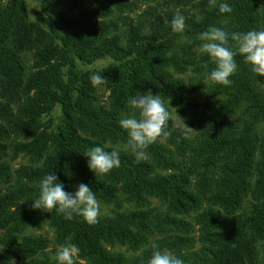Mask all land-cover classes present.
<instances>
[{
  "label": "trees",
  "instance_id": "obj_1",
  "mask_svg": "<svg viewBox=\"0 0 264 264\" xmlns=\"http://www.w3.org/2000/svg\"><path fill=\"white\" fill-rule=\"evenodd\" d=\"M226 2L232 11L221 14L209 0H149L134 18L129 0H41L36 21L27 0L0 4V264H57L37 234L45 226L87 264H147L153 243L184 264H264V77L237 55L232 84L207 89L217 105L205 104L196 139L171 118L197 111L189 88L214 68L200 33L264 30V0ZM177 14L181 33L171 29ZM104 60L111 64L85 69ZM92 74L107 79L109 108L97 104ZM149 91L165 100L170 135L137 161L118 121L132 95ZM223 94L233 98L217 101ZM95 146L117 150L119 168L94 176L83 155ZM18 158L26 164L14 169ZM53 172L66 192L87 184L110 214L89 224L34 210Z\"/></svg>",
  "mask_w": 264,
  "mask_h": 264
},
{
  "label": "clouds",
  "instance_id": "obj_2",
  "mask_svg": "<svg viewBox=\"0 0 264 264\" xmlns=\"http://www.w3.org/2000/svg\"><path fill=\"white\" fill-rule=\"evenodd\" d=\"M209 4L216 5L221 14L232 11L226 0H209ZM171 29L177 33L183 32L185 17L175 15L171 21ZM198 39L202 42L199 52L206 55L214 64V68L207 74V78L213 83L224 87L232 84L231 77L238 69L235 59L237 55L243 58L244 63L250 66L254 74L264 77V30L229 33L221 27L211 26L200 33ZM89 80L93 87L107 83V79L100 74H92ZM127 104L129 111L122 116L118 124L127 134L126 149L140 161L146 158V150L151 144L170 135L168 131L170 113L161 95L159 93L153 95L150 91L135 93ZM83 156L94 176L107 175L120 166V154L117 150L109 152L102 146H95L87 150ZM32 208L47 213L55 209L68 220L75 214L89 224H95L99 215L96 194L87 184L80 183L74 192H66L55 172L47 174L40 180L39 194L32 200ZM151 247L153 251L147 264H184L182 259L172 252L161 250L157 244L153 243ZM78 253L79 249L75 244H67L57 251L55 260L57 264H74V257Z\"/></svg>",
  "mask_w": 264,
  "mask_h": 264
},
{
  "label": "rangeland",
  "instance_id": "obj_3",
  "mask_svg": "<svg viewBox=\"0 0 264 264\" xmlns=\"http://www.w3.org/2000/svg\"><path fill=\"white\" fill-rule=\"evenodd\" d=\"M7 1L8 0H0V4H5ZM129 1L136 2L139 7L137 12L132 15L135 18L137 17L138 14L144 11V9H146L149 0H129ZM27 2L29 3V6H30V19L32 21H36L37 17L42 15L41 3H40L41 0H27ZM87 2L89 3V6L91 7H98L99 5L97 3V0H87ZM98 8H101V7H98ZM110 64H111V60H104V61L97 62L94 66L86 67L85 69L100 70ZM182 77L185 78L188 85L190 86L191 84L190 82H188V80H190V78H195L197 76L193 71H189L187 75H185V77L184 76ZM215 86L216 84L210 81L208 78L201 80L197 84H193L194 88L192 89V86H190L189 88L190 96L197 98L201 106L197 109L195 113L189 112L187 113L185 118L180 117L183 121L177 116L175 112L171 113V118L175 120V125L180 127L182 131L187 132L192 140L196 139L198 132H200L203 129L202 122L205 120V116L203 115V109L205 108V104L209 103L211 105H217V103H215L216 102L215 99L210 98V96L208 95L209 92L207 91L209 87L214 88ZM94 93L97 99V104L99 106L109 108L110 106L109 89L105 85L98 86V87H95ZM231 94L229 95L223 94L222 96L217 98V101L219 99L220 101H222V103H226L230 98L231 99L233 98ZM47 121L49 122L50 119L48 118ZM185 126L193 130L194 132L190 131ZM162 143L165 144V142H162ZM24 164H26V160L18 158V160L15 163H13V168L17 169L20 165H24ZM79 184H77L75 187H77ZM98 202H99V215H109L112 207L104 204L101 201H98ZM37 234H44L51 241L50 249L48 251L52 252L55 250L57 252L61 248L55 245V235H54V232L51 229H49V227L47 226L43 227V229ZM199 249H200V244H197L194 250L198 251ZM112 252L124 254L126 256H131V251H129L126 248L118 247L115 250H112ZM74 260L81 264H87L85 261H82L81 259H79L78 254L74 257Z\"/></svg>",
  "mask_w": 264,
  "mask_h": 264
}]
</instances>
